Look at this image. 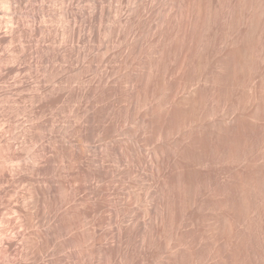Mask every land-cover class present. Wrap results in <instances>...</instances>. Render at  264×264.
<instances>
[{
    "label": "rangeland",
    "instance_id": "1",
    "mask_svg": "<svg viewBox=\"0 0 264 264\" xmlns=\"http://www.w3.org/2000/svg\"><path fill=\"white\" fill-rule=\"evenodd\" d=\"M15 1L0 264H264V0Z\"/></svg>",
    "mask_w": 264,
    "mask_h": 264
},
{
    "label": "bare ground",
    "instance_id": "2",
    "mask_svg": "<svg viewBox=\"0 0 264 264\" xmlns=\"http://www.w3.org/2000/svg\"><path fill=\"white\" fill-rule=\"evenodd\" d=\"M14 1H15V0H14ZM16 1H17V0H16ZM16 1H15V2H16ZM68 1H69V0H68ZM12 2H13V1H12ZM15 2H14V3H15ZM69 3H70V1H69ZM71 4H72V2H71ZM68 5H70V4H68ZM70 6H71V5H70ZM75 22H76V21H75Z\"/></svg>",
    "mask_w": 264,
    "mask_h": 264
}]
</instances>
